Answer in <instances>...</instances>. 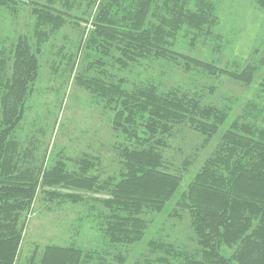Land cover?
Listing matches in <instances>:
<instances>
[{"label": "trees", "instance_id": "obj_1", "mask_svg": "<svg viewBox=\"0 0 264 264\" xmlns=\"http://www.w3.org/2000/svg\"><path fill=\"white\" fill-rule=\"evenodd\" d=\"M255 2L264 11V0ZM21 7L32 17L29 34L9 46L0 43V264H17L26 216L39 192L51 202L82 209L77 232L86 223L103 240L99 249L76 241L36 248L29 264H127L151 227L156 236L145 242L148 255H141L140 264H264V83L221 133L237 100L206 103L198 78L225 77L249 86L257 68L236 61L220 67L177 44L180 36L189 35L194 47L214 35L217 3L0 0L2 12L16 14ZM75 10L81 16H74ZM67 26L83 32L68 62L72 71L82 62L77 81L109 116L113 171H105L102 158L89 153L50 157L41 144L27 146L19 133L39 81V55ZM163 62L192 74L194 87L122 77L146 63ZM187 126L205 144L218 138L196 170L193 160L176 163L167 154L176 131ZM156 217L166 219L163 228L154 227ZM184 217L190 220L192 248L173 237L171 221Z\"/></svg>", "mask_w": 264, "mask_h": 264}, {"label": "rangeland", "instance_id": "obj_2", "mask_svg": "<svg viewBox=\"0 0 264 264\" xmlns=\"http://www.w3.org/2000/svg\"><path fill=\"white\" fill-rule=\"evenodd\" d=\"M212 1L218 5L219 18L214 35L197 41L194 47L189 35L180 36L178 46L208 62L213 61L220 67L236 61L242 64L250 63L257 68L249 86L225 77L211 80L198 78L206 103L222 106L229 97L237 100L227 123L221 127L222 133L264 83V11L258 7L255 0ZM82 2L83 9L85 1ZM73 14L81 16L79 10H75ZM31 24L32 17L28 7H21L16 14L2 12L1 9L0 43L4 42L9 46L20 34H27ZM82 26L87 28L86 25ZM79 33L83 32L67 26L54 33L49 44L43 47L39 55L42 65L39 81L30 102L26 121L19 133L27 146L36 149L41 144L44 150L47 149L50 157L59 152L68 156H81L82 153L99 156L104 161V170L109 172L117 167L115 152L109 143L112 137L111 128L106 122L109 116L103 112L97 97L78 83L77 76L82 62L79 61V66L76 64L73 71V66L68 62L71 53L76 51ZM79 58L80 54L77 61ZM176 67L165 62L152 65L146 63L142 69L134 72L130 69L123 73L122 77L134 82L151 78L166 85L181 84L193 88L196 81L190 78L193 75L185 74L180 67ZM213 87L211 94L208 89ZM171 142L173 146L167 154L176 163H182L184 159L193 160V170H196L213 153L218 138L205 144L202 136L187 126L178 129ZM188 181L187 176L182 188ZM79 212L82 214L79 207L51 202L43 192H39L35 204L26 216L24 240L17 264H29L34 249L41 251L48 245H67L76 241L86 249H99L103 238L92 225L83 223L80 234L77 232ZM154 220V227L159 225L163 228L162 224L166 219L156 217ZM173 223L176 226L172 229L173 237L177 236L182 244L192 248L194 242L189 218L171 221L170 224ZM155 236L151 227L149 235L147 233L145 236L144 244L133 248L128 255L127 264H140L143 260L141 255H148L145 242ZM221 252L226 255L229 250L223 247Z\"/></svg>", "mask_w": 264, "mask_h": 264}]
</instances>
